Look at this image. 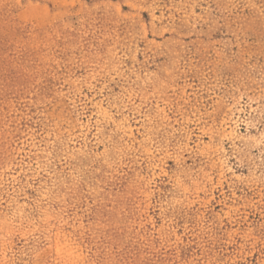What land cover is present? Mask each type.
I'll use <instances>...</instances> for the list:
<instances>
[{"label": "rangeland", "instance_id": "rangeland-1", "mask_svg": "<svg viewBox=\"0 0 264 264\" xmlns=\"http://www.w3.org/2000/svg\"><path fill=\"white\" fill-rule=\"evenodd\" d=\"M0 264H264V0H0Z\"/></svg>", "mask_w": 264, "mask_h": 264}]
</instances>
